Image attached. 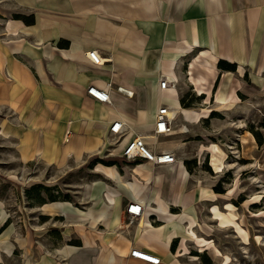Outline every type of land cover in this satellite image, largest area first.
I'll return each instance as SVG.
<instances>
[{
  "label": "crops",
  "instance_id": "crops-1",
  "mask_svg": "<svg viewBox=\"0 0 264 264\" xmlns=\"http://www.w3.org/2000/svg\"><path fill=\"white\" fill-rule=\"evenodd\" d=\"M91 49L104 56L103 64L92 62ZM221 60L234 67L222 68ZM163 76L173 87L160 88ZM192 77L211 94H248L242 85L264 89V0H0V139L22 164L70 171L91 162L88 181L75 186V199L37 206L42 218L52 220L53 233L39 223L27 262L72 264L74 256L90 264H144L130 255L135 247L160 255L159 264L173 260L176 254L164 256L171 243L158 231L147 230L145 241L134 224L124 227L128 203L139 198L119 186L118 172L142 178L149 171L152 186L157 176L164 182L167 165L128 159L122 148L142 136L149 146L180 157L176 140L193 143L191 130L205 118L187 111L202 107L183 105L174 115L177 131L158 135L167 145H153L155 114L169 105L157 94H178L180 101L182 94H197L198 102L208 93H200ZM91 85L106 89L111 102L88 94ZM115 120L125 124L118 135L110 132ZM177 173L173 194L179 200L183 189L185 199L187 185L182 188ZM164 193L173 201L171 192ZM189 195L192 200L199 193ZM176 207L180 211L171 210ZM158 209L139 218L160 227L165 215Z\"/></svg>",
  "mask_w": 264,
  "mask_h": 264
},
{
  "label": "rangeland",
  "instance_id": "rangeland-1",
  "mask_svg": "<svg viewBox=\"0 0 264 264\" xmlns=\"http://www.w3.org/2000/svg\"><path fill=\"white\" fill-rule=\"evenodd\" d=\"M241 87L248 94H233L235 102L232 106H217L216 94H213L211 102H206L207 94L204 98L199 96L198 102L195 100L197 94H182L181 100L189 106L204 108L212 105L213 109L204 114L206 118L197 119V127L191 130L193 143L184 145L186 143L182 140H176L180 144V157L190 172L188 179L181 177L182 188L187 185L186 201H195L198 216L194 222L186 217L178 225L179 237H175L170 245L176 256L166 264H221L222 253L230 254L227 264H264V89ZM162 101L168 103L165 98ZM173 129L176 130L174 122ZM213 142L227 152V166L222 172H216L210 163L209 150ZM166 143L164 137H159L158 145L166 146ZM163 168L165 180L162 193L171 192L172 206H180L173 194V181H169L170 185L167 181L170 171ZM90 169L91 162L86 167L70 171H58L42 164H22L13 155L10 143L0 139V264H30L27 261H31V257L26 258L25 252L33 253L36 249L38 225L46 224V230L53 233L50 229L52 220L42 218L37 206L43 200L53 198L75 199V186L88 181ZM200 184L208 188V192L201 197L208 199H198L202 195ZM230 189H233L232 198L228 199L222 193H229ZM180 192L184 196L183 189ZM214 192L219 193L218 196ZM195 193L199 196L191 200L189 194ZM228 201L235 204L239 221L250 231L248 242L242 240L234 227H220L212 217V204L223 208ZM172 211L180 212L178 207ZM130 220L128 215L124 227ZM194 234L212 240L213 245L200 250L199 244L193 241ZM146 235L147 232L140 239L149 240ZM51 237L52 234L47 236L48 245L51 244ZM215 246L221 251L216 256ZM84 260L87 264L91 262V259L74 256L71 262L84 264Z\"/></svg>",
  "mask_w": 264,
  "mask_h": 264
},
{
  "label": "bare ground",
  "instance_id": "bare-ground-1",
  "mask_svg": "<svg viewBox=\"0 0 264 264\" xmlns=\"http://www.w3.org/2000/svg\"><path fill=\"white\" fill-rule=\"evenodd\" d=\"M192 79L197 85L198 91L200 93L206 92L205 90H207L208 94L205 97V99H206V102H211L212 101L211 98L213 97V94H211V89L206 88L204 86V83H200V79L196 80V78L194 77H192ZM168 87H173V85L170 83ZM169 90H171V88ZM150 95L152 96V94ZM157 95L160 96L161 100L162 98H165L169 102L168 103L170 107L169 114L172 118V121H171L172 128H171L170 133L173 134L174 132L177 131L173 129L174 115L178 111V109L183 108L184 106L179 99V95L177 94H157ZM151 96L150 98H152ZM215 102L217 103V106L219 107L225 106V105L232 106L235 102V97L233 94H226L225 92L219 91L216 94ZM212 109H213L212 105H209L204 108H200L199 111H196L195 109H190L187 111V116H189L188 112L192 111L193 114H195L193 115L194 117H198L202 114L204 117V114H208L210 111H212ZM181 130L188 131L189 129L187 126L183 125L181 127ZM209 153H210V163L213 166L214 170L216 172H222L227 166L226 165L227 164L226 163L227 152L225 151V149L217 142H213L210 147ZM159 165H162V164H159ZM165 165H167V169L168 171H170L169 181H173L175 179V175H177L178 174L177 172L179 171H181V177H185V179L186 178L188 179L190 176L189 174L190 172L188 173V170H186L187 167L182 157H177L175 162L165 164ZM148 172L149 171H147L146 173H143L142 178L139 177V175L137 174L133 175L131 178H125L123 175L119 174L118 172V184L122 189H125L126 191L131 192L134 196L140 199V200L138 199V201L144 204L145 206L144 212H143L144 215L148 214L150 210L152 209L155 210L159 208L158 210H160L165 215V217L163 218L165 222L162 226L155 227V225H153L149 220L145 219V217L139 218L142 215L141 214L140 216H130L129 215L131 217V220L127 225L131 226L135 223L134 225L136 226V232L139 238L143 234H146L147 230L149 229L156 230L158 231L157 235H160L161 237L165 236L166 241H164V243L166 245H169L175 237H179V234H178L179 232L177 231L178 225L184 220V218L188 217L191 222H194L196 220V217L198 216L197 206H196L195 201L193 202L186 201V198L183 199L184 196L180 195L178 204L181 206V210L180 212H177V213L173 212L171 210V206L172 204H174V202L165 193H162V186H160L162 183L161 177L157 176L156 180L158 183L156 186H152L151 180L149 179ZM163 176H164V172H163ZM144 178L148 182H145ZM200 188H201L202 195H200L198 199H201V198L208 199L207 197H201L208 192V188L204 187L202 184H200ZM232 191L233 189H230L229 193H226V194L222 193V194L224 195V197L230 199L232 198ZM213 194L218 196V193L216 192H214ZM210 212L212 214V217L215 218L218 226L223 227V228L234 227L236 229V232L240 235L243 241L245 242L249 241L250 231L248 228L244 227L242 223L239 221L238 215H237V208L233 202L231 201L226 202V205L223 208H221L218 204L215 203L210 208ZM134 218H139V219L136 221V219ZM192 237L194 238L193 241H196L199 244L200 250L202 251L206 250L207 248L213 245L212 240L205 239L195 234L192 235ZM257 238L259 239V236ZM88 244H89V241H86V246H88ZM79 249L80 248H77L75 249V251ZM167 254L169 256H173V251H168ZM214 254L215 256L218 254H221L220 249H218V247L216 246L214 248ZM221 255H222L221 264H227L230 260V254L222 253ZM143 261L148 262L146 260H143Z\"/></svg>",
  "mask_w": 264,
  "mask_h": 264
},
{
  "label": "built area",
  "instance_id": "built-area-1",
  "mask_svg": "<svg viewBox=\"0 0 264 264\" xmlns=\"http://www.w3.org/2000/svg\"><path fill=\"white\" fill-rule=\"evenodd\" d=\"M87 55L95 64H103L105 62V59L96 49L87 51ZM169 85L170 81L166 76L160 78V88L165 89ZM119 89L131 93V91L126 90L122 86H119ZM87 92L99 101L111 102L110 94L104 88L91 85L88 87ZM171 121L172 118L169 114V105L160 106L155 114V127L152 135L155 141L152 143L153 145L157 143L159 134H166L171 131ZM124 125V121L115 120L110 125V132L114 135L121 134ZM122 155L128 159L142 158L157 165L173 163L177 158L176 154L170 150L149 146L142 136L131 138L122 148ZM144 208V204L138 200H131L128 203L127 214L130 216H140L144 212ZM130 255L141 260H146L151 264H159L161 261V257L158 254L138 247L132 248Z\"/></svg>",
  "mask_w": 264,
  "mask_h": 264
},
{
  "label": "trees",
  "instance_id": "trees-1",
  "mask_svg": "<svg viewBox=\"0 0 264 264\" xmlns=\"http://www.w3.org/2000/svg\"><path fill=\"white\" fill-rule=\"evenodd\" d=\"M219 63H220V66H221L222 68L232 69V68L234 67L233 64L228 63V62L225 61V60H221ZM181 102H182V104H183L184 106H188V104H186L185 102H183V99L181 100ZM97 160H98V161L105 162V163H108V164L114 163L113 160H105V159H101V158H98ZM53 199H55V198H53Z\"/></svg>",
  "mask_w": 264,
  "mask_h": 264
}]
</instances>
